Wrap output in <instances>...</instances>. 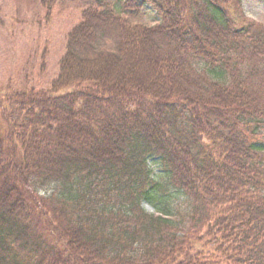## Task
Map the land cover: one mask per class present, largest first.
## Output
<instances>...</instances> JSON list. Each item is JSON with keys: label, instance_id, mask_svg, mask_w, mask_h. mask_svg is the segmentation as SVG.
I'll return each instance as SVG.
<instances>
[{"label": "trees", "instance_id": "16d2710c", "mask_svg": "<svg viewBox=\"0 0 264 264\" xmlns=\"http://www.w3.org/2000/svg\"><path fill=\"white\" fill-rule=\"evenodd\" d=\"M76 1L49 88H0V264H264V22Z\"/></svg>", "mask_w": 264, "mask_h": 264}, {"label": "rangeland", "instance_id": "374dc122", "mask_svg": "<svg viewBox=\"0 0 264 264\" xmlns=\"http://www.w3.org/2000/svg\"><path fill=\"white\" fill-rule=\"evenodd\" d=\"M82 7V2L76 0H0V88H49L58 75L66 35L79 21ZM242 9L248 18L264 22L263 0H242ZM133 20L152 27L161 22V17L155 8L145 6ZM153 169L162 171L157 164ZM173 204L186 208L185 199L177 196ZM142 207L155 213L147 204Z\"/></svg>", "mask_w": 264, "mask_h": 264}]
</instances>
